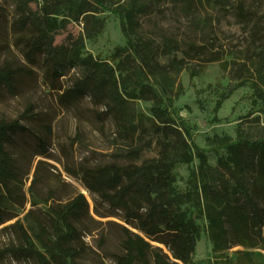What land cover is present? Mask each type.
Masks as SVG:
<instances>
[{
  "label": "trees",
  "instance_id": "1",
  "mask_svg": "<svg viewBox=\"0 0 264 264\" xmlns=\"http://www.w3.org/2000/svg\"><path fill=\"white\" fill-rule=\"evenodd\" d=\"M5 1L13 5L14 18L9 21L8 12L0 6V37L9 24L28 62L33 65L41 60L52 81L79 69V76L60 95L61 104L69 107L90 99L103 110L99 119L111 121L114 139L126 147L115 161L82 172L86 189L98 197L108 216L119 213L124 222L118 251L112 255L115 263L199 264L193 258L201 235L197 218L207 222L213 245L210 264H257L253 251L237 252L234 259L228 252L235 246L264 249V136L240 128L236 138L215 135L209 139L211 148H202L195 140L194 127L176 105L184 94L182 73L197 77L216 62L226 70L255 77L254 94L264 101L260 25L264 14L259 16L256 3L218 0L232 6L238 23L249 30V50L242 60L227 59L223 47L213 42L197 44L158 28L146 30L143 20L164 12L166 4L173 3L190 15L195 0ZM105 12L119 19L126 40L110 60L85 50L87 40L103 32L105 22L100 15ZM71 23L82 24L79 35L69 34L64 43L55 44L59 32ZM22 73V69L1 64L0 95H16ZM229 96L218 102V110ZM140 103L149 104L147 111L139 108ZM33 115L28 108L22 118L33 120ZM22 118L0 120V225L17 216L12 206H21L20 169L13 150L19 141L33 136ZM36 139L37 150L45 154L46 143ZM220 151L217 164L211 165L207 154ZM195 160L199 164L190 171L187 189L179 191L176 167ZM30 192L33 206L38 204L35 196L47 204L51 199L35 194L33 188ZM89 220L90 204L84 194L64 203L53 199L45 219L37 218L30 229L19 221L12 225L17 239L0 254L23 264H84L81 229Z\"/></svg>",
  "mask_w": 264,
  "mask_h": 264
},
{
  "label": "rangeland",
  "instance_id": "2",
  "mask_svg": "<svg viewBox=\"0 0 264 264\" xmlns=\"http://www.w3.org/2000/svg\"><path fill=\"white\" fill-rule=\"evenodd\" d=\"M195 1L190 15H186V10L175 7L173 3L166 4L162 10L164 12L143 20L146 30L158 28L161 32L175 35L181 41L197 44L213 42L223 47L227 59L237 56L245 60L244 53L249 50L250 33L238 23L234 8L228 3L220 4L218 0ZM249 1L256 3L259 16L264 14V0ZM0 6L5 7L9 21H12L13 5L0 0ZM33 7L36 9V5ZM100 17L105 22V28L98 37L87 40L85 50L99 59L110 60L118 47L125 46L126 40L116 16L105 12ZM260 25L264 35V20ZM81 31L82 24L71 23L59 32L55 44H62L69 34L77 36ZM18 39L19 36L13 34L7 24L0 37V43L5 45L0 49V65L4 63L22 69L23 73L18 79L16 95L7 92L0 95V120L21 119L28 108H31L35 119L21 120L31 129L33 136L19 141V147L13 150L20 169L21 206H12L11 210L17 216L0 225V250L17 239L16 229L12 228L16 221L30 229L37 218L45 219L53 199L64 203L84 194L90 204L92 220L81 229L86 249L82 262L116 264L112 255L118 251L124 222L119 213L117 216H108L109 211L98 197L86 189L82 172L86 168L115 161L116 154L126 147L114 139L113 124L109 119L105 122L99 119L103 110L90 99L69 107L61 104L60 95L79 76V69H72L58 81H52L47 77L41 60L33 65L28 62L23 53V44L17 42ZM181 80L184 94L176 101V105L182 116L194 127L195 140L199 146L211 148L209 139L215 135L236 138L240 128L253 136H264V101L254 94L255 77L251 79L247 73L235 69L226 70L224 65L216 62L207 65L197 77L191 78L188 72H183ZM227 95H230L229 98L223 101L218 110V102ZM148 107L149 104H139L143 111H147ZM37 137L46 143L45 154L37 150ZM222 154V151L209 152V163L215 166ZM198 164L199 160H195L191 165L176 167L174 173L179 191L187 189L190 171ZM30 188L39 196L51 198L48 204L35 196L38 204L33 206ZM53 189L55 192H51ZM189 214L196 218L193 209H190ZM196 222L201 227V235L193 258L199 264H210L213 245L207 233V222L197 218ZM246 251H253L257 264L264 262V249L250 250L235 246L228 253L234 259L237 252ZM0 264L23 263L7 256L0 260Z\"/></svg>",
  "mask_w": 264,
  "mask_h": 264
}]
</instances>
